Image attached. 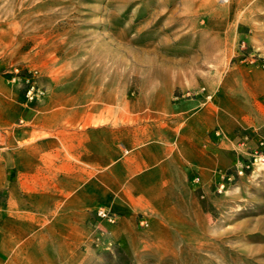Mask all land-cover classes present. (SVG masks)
Returning a JSON list of instances; mask_svg holds the SVG:
<instances>
[{
	"label": "rangeland",
	"instance_id": "374dc122",
	"mask_svg": "<svg viewBox=\"0 0 264 264\" xmlns=\"http://www.w3.org/2000/svg\"><path fill=\"white\" fill-rule=\"evenodd\" d=\"M260 83L264 0H0V95L139 111L188 159L152 208L92 210L30 264H264V92L242 113ZM217 102L231 128L207 129Z\"/></svg>",
	"mask_w": 264,
	"mask_h": 264
},
{
	"label": "crops",
	"instance_id": "0c3cea01",
	"mask_svg": "<svg viewBox=\"0 0 264 264\" xmlns=\"http://www.w3.org/2000/svg\"><path fill=\"white\" fill-rule=\"evenodd\" d=\"M258 85L242 112L253 122L262 113L256 103L264 83ZM1 92L0 263L43 259L53 236L84 224L92 210L119 208L132 216L152 208L170 179L187 169L185 139L172 142L147 114L134 110L113 122L100 105L91 109L68 97L34 106ZM240 112L217 102L206 127L221 114L231 128Z\"/></svg>",
	"mask_w": 264,
	"mask_h": 264
},
{
	"label": "built area",
	"instance_id": "2783aa9c",
	"mask_svg": "<svg viewBox=\"0 0 264 264\" xmlns=\"http://www.w3.org/2000/svg\"><path fill=\"white\" fill-rule=\"evenodd\" d=\"M34 89H35L34 85H30L29 88L27 89L26 96L28 99H32L33 96L35 95ZM0 133H1V128H0ZM260 144L262 147H264V141H262ZM0 147H1V138H0ZM260 153H261V158L264 159V150H262ZM97 214L100 216L109 217V218H111V216H113L112 213H109V211L105 210V209H98Z\"/></svg>",
	"mask_w": 264,
	"mask_h": 264
}]
</instances>
